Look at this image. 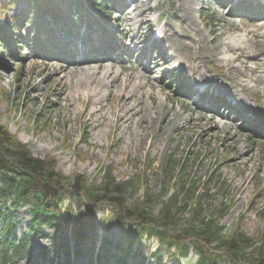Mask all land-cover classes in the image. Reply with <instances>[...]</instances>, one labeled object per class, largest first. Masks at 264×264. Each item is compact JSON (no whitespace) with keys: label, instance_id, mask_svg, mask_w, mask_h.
<instances>
[{"label":"rangeland","instance_id":"374dc122","mask_svg":"<svg viewBox=\"0 0 264 264\" xmlns=\"http://www.w3.org/2000/svg\"><path fill=\"white\" fill-rule=\"evenodd\" d=\"M214 1L137 0L113 26L114 31L117 28L122 30L124 39L119 44L128 48L123 53L118 50L115 56L99 55L97 52L90 55L87 54L89 48H86L79 52L75 50L66 59L52 56V60H46L36 54L40 51L31 41L35 35L34 15L23 19L20 25L14 27L22 36L18 46L14 44L18 54L8 51V47L5 52L0 49V115L2 122L20 141L28 144L35 156L54 154L58 159V169L69 177L81 173L91 182L101 184L109 173L119 181H130V201L141 197L147 188L152 199L150 210L154 215H159L165 200L164 192L168 189L169 195L174 192L175 199L181 203L189 200L187 206L190 207L186 206L188 212L183 211L180 224L196 215L205 218L221 216L224 235L229 236L237 230L257 239L246 250L245 260L248 262L257 256L261 243L264 244V135L248 127L251 124L248 117L252 113L247 115L246 107L249 101L256 105L255 100L264 105V88L240 83L250 77L264 75V48L260 47L257 51V63L249 61V66L256 65L258 71H251L236 62L241 75L237 77L221 61L220 56L228 53H219L218 39L221 32L223 37L232 39L246 34L254 47L256 41L260 43L264 39V19L249 14L246 21H240ZM0 2L3 3V0ZM25 8L27 4L21 1L7 6L0 14V27L9 26L11 18L22 14ZM104 8L106 11L113 10L110 5ZM73 21L74 28H85L81 12L75 15ZM191 21L196 22V26H192ZM164 29L175 31V34L169 36L168 41L163 39V47L155 54L153 48L158 46L157 40L160 41V33ZM198 29L202 36L197 34ZM94 30H97L95 24L91 26V31ZM203 37L207 38V43L202 41ZM179 40H186L192 46L199 65L207 72L203 74L205 79L226 82L233 88V101H236L237 95L249 99L248 102L238 103L243 111L239 118L230 112L231 109L228 110L234 122L230 123L226 118L204 109L203 102L212 98L205 96L203 102L193 103L183 90L193 85L188 71L181 68L173 71L178 62L158 68L159 62L167 59L163 54L165 49L170 44L179 49ZM137 43L142 44L141 48L136 46ZM145 47L148 49L146 55L141 53ZM75 48H79V42ZM169 53L172 54V51H168L167 55H171ZM151 59L155 61L153 64ZM98 63L112 67L120 74L118 86L111 83L109 87L102 88L104 97L100 95V101L95 97L97 91L91 92L89 99L85 100L84 96L78 101L77 84L86 70L69 73L70 67H93ZM60 68L66 72L54 75ZM149 70L151 72L148 73ZM146 74L154 84L152 98L148 87L136 91L131 100L120 97L123 80L135 85L144 80L143 75ZM92 87L88 86L87 90ZM161 96L171 121L163 125L160 132L144 121L142 134L145 143L137 145L136 137L130 139L133 133H130L129 126L132 125L131 120L138 116L131 118L130 108L139 105L138 109L145 106L147 111H151L155 107V98L161 100ZM226 105L232 108L230 102L226 101ZM173 110L180 114L178 118L173 115ZM175 120L177 124L173 128ZM134 127L137 128V124ZM160 134H163L161 140ZM140 178L143 179L142 185L138 182ZM105 209L99 210L97 216L106 214L110 206L106 205ZM14 219L18 234L26 233L30 220L27 207L14 210ZM169 229H173L172 225ZM64 232L58 233L56 229L45 227L41 233L30 237L25 255L12 254L8 263L0 255V264H52L50 259L44 261L40 256L45 249L55 250ZM104 233L113 243L111 254L120 256L117 245L125 243L127 227L111 224ZM4 235L0 218V251ZM137 240L131 250L129 264H193L197 257L196 248L192 245L187 256H179L170 255L168 244L157 238ZM90 244L88 242L86 246ZM218 261V264H232L225 255ZM110 262L118 264L115 258ZM55 264L66 263L56 261ZM75 264L86 262L76 259Z\"/></svg>","mask_w":264,"mask_h":264},{"label":"trees","instance_id":"16d2710c","mask_svg":"<svg viewBox=\"0 0 264 264\" xmlns=\"http://www.w3.org/2000/svg\"><path fill=\"white\" fill-rule=\"evenodd\" d=\"M21 1L27 3L28 8L34 7L37 12L35 21L38 38L43 32L52 31V22L60 27L68 26L72 11L81 9L86 4H89V8L97 14L99 21L105 20L99 4L94 6L97 0ZM100 1L104 2V0ZM3 2L5 5H10L14 0ZM0 9H4L1 2ZM88 15L89 13H86V18ZM18 21L17 16L11 24L16 25ZM15 38L16 34L10 27L8 29L0 27V46L8 45V42ZM1 119L0 115V204L6 206L8 202H11L12 208L25 203L29 204L31 214L29 231L31 233H39L44 225L59 230L66 228L67 234L71 232L66 239L62 238L59 241L56 254L67 256V258H70L71 253L77 257L90 255L91 259V254L93 256L95 253L94 246L87 250L80 248V244L89 239L95 244L101 227L95 215L99 207L108 204L111 205V213L107 221L110 224L130 223L142 236L149 233L159 239L184 245V249H187L185 246L187 241L195 242L201 253V259L196 264H214L215 256L219 253L226 254L233 264H264V249L259 251L254 260L248 262L245 260L246 250L254 244V238L237 230L227 237H221L219 220L200 218L198 215L194 216L193 213L194 220L188 221L179 229L170 230V225L176 227L180 224L178 222L181 221L189 200L186 199L187 201L182 206H177L174 201L175 195L172 193L161 208L159 216H156L150 210L152 199L147 189L141 198L130 202L128 188L131 183L118 182L109 173L99 185L92 184L85 175L79 173H76L71 180L56 168L55 156L47 155L44 158L35 156L29 146L18 140ZM138 182H143V179L140 178ZM72 198H75L77 208L71 202L65 205L66 199L71 201ZM10 219L7 218L8 227ZM3 220L5 221L4 218ZM10 236L11 247L15 253L21 252L28 245L26 236L22 239L16 234ZM134 237L135 233L130 231L127 242L129 247ZM108 240L104 237L101 242L98 252L100 263L104 262V255L108 252L106 248L110 244ZM71 241L76 243L75 249H71ZM119 246L124 254H128V249L123 244ZM4 253L7 256L8 251Z\"/></svg>","mask_w":264,"mask_h":264},{"label":"bare ground","instance_id":"6f19581e","mask_svg":"<svg viewBox=\"0 0 264 264\" xmlns=\"http://www.w3.org/2000/svg\"><path fill=\"white\" fill-rule=\"evenodd\" d=\"M189 14V13H188ZM193 22V21H191ZM190 22V23H191ZM189 23V24H190ZM192 26H196V22L191 23ZM262 26H264V23H262ZM167 37H172L175 34V31L168 32L165 30ZM197 34L202 36L200 29H198ZM223 32L220 33V37L218 39V45H219V53H228L225 55H221L220 59L221 61H224L227 66L228 70H233V75L240 77V72L238 71L237 66L235 65L236 62H239V64L245 68H250L251 71L257 72L258 67L249 66V61H253L257 63V58L259 55H257V51L260 49V47L264 48V39L260 43H255V46L253 47L251 44V38L246 37V34H239V38H228L223 37ZM203 42L207 43V38L203 37ZM180 44V54L183 55L188 60V64H185L187 68L196 67L198 68L199 74H206L207 72L202 69L201 65L199 66V63L197 61V57H195L194 49L192 46L186 41V40H179ZM256 47H259L256 50ZM249 48H251L249 50ZM239 52V54H237ZM241 54H246V56H241ZM246 58V59H243ZM172 60V59H168ZM199 60V59H198ZM184 62H182V65ZM71 66L69 69V73H80L81 71H85V75H82L81 81L77 84V90H76V98L78 101H80L84 96L86 97L85 100L89 99L91 96V92L94 93V91H97L95 94L96 100L100 101V95H102V88H107L112 83L118 86L119 81L121 80V76L118 72H114L112 67L107 68L105 64L98 63L96 66ZM66 70V69H65ZM92 70V71H90ZM66 71H64L63 68H60L54 75L58 76L59 74H64ZM149 73V72H148ZM264 73V72H263ZM144 80H140L139 82H136L135 85H132L131 81L127 82V80H123L121 84V91H120V97L125 100H131L134 98V95L136 91H141L145 87H148L150 90V97L152 98L154 95V84L150 80L148 74L143 75ZM240 84H246V86H252L253 88H264V75H256L254 77H250L248 80L240 83ZM93 86L90 90H87L88 86ZM66 95H68V91L65 92ZM104 97V95H102ZM162 97V96H161ZM143 103V102H140ZM138 106H132L130 108L131 118L133 116H138L137 119H132L131 123L132 125L129 126V130H131L130 133H133V136L131 135L130 139L132 140L133 137H136V142L138 144H144L145 138L142 134V124L144 121L147 122V125L151 126L153 130L159 129V132L164 128L163 125L167 124L169 121H171V117L167 116L168 109L165 105L164 98L162 97L160 99L155 98V107H152L151 111H147L145 106L140 107L138 109ZM147 111V112H146ZM173 115H175L177 118L180 116V114L177 113L176 110H173ZM130 118V119H131ZM153 122V123H151ZM134 124H137V128L134 127ZM177 124V121L172 124L171 127H175ZM147 127V126H143ZM163 138V134H160L159 140Z\"/></svg>","mask_w":264,"mask_h":264}]
</instances>
